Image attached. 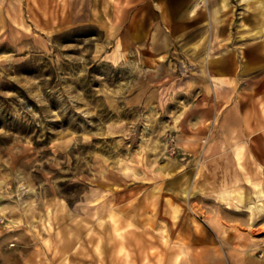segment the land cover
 Instances as JSON below:
<instances>
[{"label":"rangeland","instance_id":"1","mask_svg":"<svg viewBox=\"0 0 264 264\" xmlns=\"http://www.w3.org/2000/svg\"><path fill=\"white\" fill-rule=\"evenodd\" d=\"M262 258L264 0H0V264Z\"/></svg>","mask_w":264,"mask_h":264},{"label":"crops","instance_id":"2","mask_svg":"<svg viewBox=\"0 0 264 264\" xmlns=\"http://www.w3.org/2000/svg\"><path fill=\"white\" fill-rule=\"evenodd\" d=\"M212 79L215 80V81H217V77L215 75H214V77ZM157 81H159V80H157ZM253 262L255 264H264V258L258 259L257 261L254 259Z\"/></svg>","mask_w":264,"mask_h":264},{"label":"bare ground","instance_id":"3","mask_svg":"<svg viewBox=\"0 0 264 264\" xmlns=\"http://www.w3.org/2000/svg\"><path fill=\"white\" fill-rule=\"evenodd\" d=\"M210 77H211V78H213V77H214V75H213L212 73H210Z\"/></svg>","mask_w":264,"mask_h":264}]
</instances>
